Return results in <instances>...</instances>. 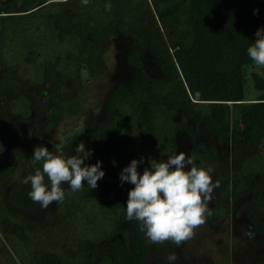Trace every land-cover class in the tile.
<instances>
[{"label":"trees","instance_id":"1","mask_svg":"<svg viewBox=\"0 0 264 264\" xmlns=\"http://www.w3.org/2000/svg\"><path fill=\"white\" fill-rule=\"evenodd\" d=\"M262 27L264 0H90L87 6L25 0L18 13L6 2L0 8V264H169L153 250L161 243H150L139 221L126 220L134 185L121 186L120 173L133 159L144 158L142 174L149 159L179 154L182 134L189 140L186 158L211 168L220 184L209 221L218 222L232 205L247 206L260 249L254 264H264V75L247 54ZM111 31L132 39L124 56L130 76L87 111L91 134L74 138L75 147L82 141L92 150L85 165L102 161L105 175L97 184L109 183L102 186L105 196L92 193L87 181L76 192L62 185L65 198L54 211L32 215L38 203L21 178L42 171V161L32 164L34 148L50 150V144L39 134L51 132L66 110L77 113L81 69L90 76L101 67L102 40ZM248 81L261 92L248 97ZM106 135L109 142L101 144Z\"/></svg>","mask_w":264,"mask_h":264},{"label":"clouds","instance_id":"2","mask_svg":"<svg viewBox=\"0 0 264 264\" xmlns=\"http://www.w3.org/2000/svg\"><path fill=\"white\" fill-rule=\"evenodd\" d=\"M81 2L87 6L90 0ZM105 9L110 11L111 4L107 3ZM257 13L258 9L254 10V14ZM255 36L256 40L248 47L247 54L255 67L264 68V27L257 29ZM81 78L84 81L89 78L86 67L81 69ZM85 128L81 121L64 141L56 143L54 139L50 140L54 152L45 146L34 148L32 164L42 161V171L37 169L21 182L30 184L29 197L39 203L42 209L46 210L53 202L64 200L63 184H68L76 192L87 181L88 188L95 189L97 182L104 177L102 161L93 165L84 164L92 150L86 151L82 141L75 148V154L69 156L64 152L65 144L82 135ZM143 162V157L133 159L120 173L121 186L125 182L134 185L128 192L126 220L139 221L150 243L172 241L180 245L190 240L194 230L205 223L206 215L213 214L209 204L214 189L219 188L220 184L219 181L213 183L210 175L212 169L193 166V159L186 158L183 151L163 161L149 159L150 167H146L141 174L137 169ZM45 176L50 181V189L45 183ZM177 259L175 253L167 257L169 264H174Z\"/></svg>","mask_w":264,"mask_h":264},{"label":"rangeland","instance_id":"3","mask_svg":"<svg viewBox=\"0 0 264 264\" xmlns=\"http://www.w3.org/2000/svg\"><path fill=\"white\" fill-rule=\"evenodd\" d=\"M131 44L132 39L130 36L122 32H108L102 40L103 62L101 67L95 74L90 75L87 81H84L82 88L75 92L74 100L78 104L77 113L73 114L66 110L51 132L40 133L39 136L49 141L54 139V142L60 143L69 137V133L75 131L81 121L86 126L83 134H91V132H88L90 122L85 115L87 111L99 108L103 104L105 95L117 81L124 80L130 76V69L124 61V56ZM148 64L152 66L151 61H148ZM252 68L264 75V68H257L254 63ZM48 83L49 86L52 85L53 80H49ZM260 92V90L254 88L251 81H248L246 84L248 97H253ZM24 131L23 133L26 135L28 128L24 127ZM10 134H13V132ZM181 138V151L185 153L189 140L185 138L184 134L181 135ZM200 138L201 140H209V136L205 133H202ZM108 140L109 136L106 135L105 141H102L101 144L106 142V145L109 142ZM49 144L50 151L54 152L53 144ZM75 148L74 138H72L70 142L65 144L64 152L68 154L69 151L70 155L75 154ZM28 174L32 173L27 171L21 180ZM45 183L50 189V184L46 177ZM103 184L107 185L109 183L107 181L98 183L95 189L90 190L101 199L105 196L102 191ZM217 199V191L214 189L209 208ZM52 208L53 204L48 207L50 211H52ZM34 210L31 211L32 215L41 218H46L45 215L49 213L47 210L42 209L39 203L34 207ZM247 210V206L242 203L232 205L227 214L216 223H211L206 215L205 223L194 230V236L190 240L182 242L180 246H176L171 241H165L161 244L158 256L165 258L170 253H175L183 264H254L260 249L257 246L258 235L254 234V232L252 234L249 230Z\"/></svg>","mask_w":264,"mask_h":264},{"label":"flooded vegetation","instance_id":"4","mask_svg":"<svg viewBox=\"0 0 264 264\" xmlns=\"http://www.w3.org/2000/svg\"><path fill=\"white\" fill-rule=\"evenodd\" d=\"M8 1H11V2H13V7L15 8V9H18L19 7H21L22 6V4H23V2L25 1V0H3L2 2H1V0H0V8L6 3V2H8ZM19 4H20V6H19ZM47 180H48V178H47ZM69 186V185H68ZM54 209H55V202H53V208H52V211L51 212H53L54 211ZM47 212H49V211H47ZM46 216V215H45ZM153 250H154V252L158 255V253H160L159 251L161 250V246L159 247V248H156V246L154 245L153 246ZM160 257V256H159ZM161 258V257H160ZM165 258H167V257H165ZM164 259V258H163Z\"/></svg>","mask_w":264,"mask_h":264},{"label":"water","instance_id":"5","mask_svg":"<svg viewBox=\"0 0 264 264\" xmlns=\"http://www.w3.org/2000/svg\"><path fill=\"white\" fill-rule=\"evenodd\" d=\"M15 13H18V9H15Z\"/></svg>","mask_w":264,"mask_h":264},{"label":"built area","instance_id":"6","mask_svg":"<svg viewBox=\"0 0 264 264\" xmlns=\"http://www.w3.org/2000/svg\"><path fill=\"white\" fill-rule=\"evenodd\" d=\"M49 1H57V0H49Z\"/></svg>","mask_w":264,"mask_h":264}]
</instances>
